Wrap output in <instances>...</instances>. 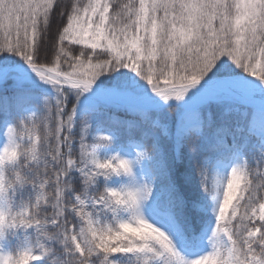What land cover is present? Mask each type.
<instances>
[{
	"label": "snow or ice",
	"instance_id": "snow-or-ice-1",
	"mask_svg": "<svg viewBox=\"0 0 264 264\" xmlns=\"http://www.w3.org/2000/svg\"><path fill=\"white\" fill-rule=\"evenodd\" d=\"M0 122V264H264V0H0Z\"/></svg>",
	"mask_w": 264,
	"mask_h": 264
},
{
	"label": "rangeland",
	"instance_id": "rangeland-1",
	"mask_svg": "<svg viewBox=\"0 0 264 264\" xmlns=\"http://www.w3.org/2000/svg\"><path fill=\"white\" fill-rule=\"evenodd\" d=\"M4 143H6V125H4L2 123L1 127H0V147H2L4 145ZM16 242V237L15 235H9L6 238V241L4 243V251L6 253H14L16 251V249L18 250V248L21 246L20 244H18V247L16 248L15 245Z\"/></svg>",
	"mask_w": 264,
	"mask_h": 264
},
{
	"label": "trees",
	"instance_id": "trees-1",
	"mask_svg": "<svg viewBox=\"0 0 264 264\" xmlns=\"http://www.w3.org/2000/svg\"><path fill=\"white\" fill-rule=\"evenodd\" d=\"M86 2H87V0H81V3H86ZM114 2L119 3V2H122V0H114ZM37 111H38V116H42L43 115L42 113L39 112V110H37ZM25 115H27V114H25ZM22 118L23 117H20V119H22ZM15 119H16V117H13V121ZM37 123L38 124L40 123V120L39 119L37 120ZM1 125H2V122H0V127H1ZM28 195H29V191L26 190L24 192L25 199L28 197ZM20 198H21L20 194H17V200H19ZM15 237H16L15 245H16V248H17L18 247V244L21 245L24 242V240H25V234L23 232H21L19 234H16ZM16 251H17V249H16Z\"/></svg>",
	"mask_w": 264,
	"mask_h": 264
}]
</instances>
